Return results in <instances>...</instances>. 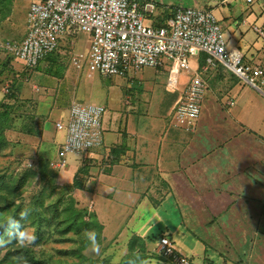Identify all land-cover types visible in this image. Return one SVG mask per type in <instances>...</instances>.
Masks as SVG:
<instances>
[{
  "label": "crops",
  "instance_id": "1",
  "mask_svg": "<svg viewBox=\"0 0 264 264\" xmlns=\"http://www.w3.org/2000/svg\"><path fill=\"white\" fill-rule=\"evenodd\" d=\"M205 2L204 8L214 11L211 5L216 2ZM256 3L261 11L254 17L264 24V0ZM240 18V25L227 26L228 51L235 61L261 63L264 38L261 45L250 41L248 22L245 17ZM78 42L86 51L88 37L78 36L76 48ZM206 59L205 54H200L191 60L188 71L178 72L168 66L153 69L154 77L145 82L141 75L146 68L126 78H116L124 87L106 90L101 101L92 102L90 94L84 95L88 103L105 107L104 143L76 156L72 172L61 175L63 189L75 190L102 224L108 239L124 240L126 245L133 239L147 243L155 236L148 231L142 233L151 217L167 215L172 218L170 222L178 223L177 228L174 233L166 231L156 236H169L176 248L187 255L174 237L188 240L190 235L194 240L190 244L193 254L202 256L194 261L196 264L205 263L212 253L210 249H214L197 234L199 230L223 231L231 226L235 231L231 238H238L236 233L250 231L246 224H254L255 237L264 234V98L222 65L207 68ZM209 70L214 85L207 90L196 132L173 128L174 108L190 78ZM92 74L94 77L96 73ZM79 83L77 74L72 86ZM138 83L141 89L134 88ZM156 84L170 85L175 92L168 118L152 116L139 104L145 95L144 86L151 90ZM75 94L70 104L84 102ZM229 101H234V105L230 106ZM69 106L57 110L62 117L57 122L67 120ZM58 132L55 139L48 138L43 143L56 144L60 149L65 132ZM219 256L216 264L221 260Z\"/></svg>",
  "mask_w": 264,
  "mask_h": 264
},
{
  "label": "rangeland",
  "instance_id": "2",
  "mask_svg": "<svg viewBox=\"0 0 264 264\" xmlns=\"http://www.w3.org/2000/svg\"><path fill=\"white\" fill-rule=\"evenodd\" d=\"M152 1L161 4L157 15L164 11V5L204 8L206 4L205 0ZM214 1L216 3L211 5L213 13L225 31L226 41L229 38L227 26L240 25V16H243L250 27L249 40L263 44V38L254 30L257 27L264 32L262 20L254 17H258L261 11L259 3L247 4L243 0ZM29 3V0H0V203H5L1 198L12 203L0 216V222L15 215L19 225L17 237L0 238V264H124L130 256H127L129 249L126 242L104 236L102 224L82 203L75 190L63 189L61 175L72 172L74 158L78 155L68 154L63 167L65 169L62 170L59 164L62 159L57 155L59 149L56 144L48 146L43 143L48 138L55 139L58 136L56 122L62 120V117L57 110L68 108L73 93L81 97L79 101L86 99L84 95L86 97L90 94V100L97 102L107 94L106 90L121 89L124 85L118 83L116 78L107 79L98 74L92 77L93 74L86 68L75 69L67 55L70 39L62 40L60 49L45 57L33 69L26 68L8 55L4 46L24 37ZM80 47L78 42L75 50L83 51ZM261 64L264 67V61ZM34 71L40 72L42 76L35 75ZM152 71V68H146L141 81L152 79ZM200 73L209 83V88L214 85L210 70ZM77 74L80 83L72 86ZM134 88L141 89V86L138 83ZM144 94L139 102L141 109L149 110L152 116L168 118L169 107L175 100L172 87L156 84L150 90L144 86ZM82 103L88 102L84 100ZM93 215L96 217V227L90 225L94 221ZM67 218L82 221L81 227L78 226L76 231L67 230ZM171 219L167 215L151 217V222L142 233L148 231L155 236L147 240V243H142L144 256L139 258L145 259L139 261L136 256L132 260L128 259L131 264H174L163 258L155 246L156 235L166 231L174 233L177 228L178 223L170 222ZM180 225L184 227V224ZM253 225L246 224L250 231L236 233L238 238H231L235 235L231 226L223 231L199 230L197 234L203 241L214 247L210 249L212 253L209 252L205 264H216L215 258L218 255L221 259L218 264H264V234L255 237ZM38 232L41 240L33 244ZM223 234L226 236L223 237ZM244 234L247 237L241 238L240 235ZM227 236L231 239H227ZM187 238L185 240L184 237L175 236L174 240L190 259H202V256L193 254L190 245L194 243L193 238L190 235Z\"/></svg>",
  "mask_w": 264,
  "mask_h": 264
},
{
  "label": "built area",
  "instance_id": "3",
  "mask_svg": "<svg viewBox=\"0 0 264 264\" xmlns=\"http://www.w3.org/2000/svg\"><path fill=\"white\" fill-rule=\"evenodd\" d=\"M253 4L257 0H244ZM27 30L17 42H8L6 53L26 68H35L45 57L57 52L62 40L70 39L67 55L77 70L104 78H126L144 68H165L178 72L190 70L191 60L205 54L206 67L222 65L238 80L264 98V67L261 63L235 61L213 11L208 8L164 5L172 16L155 26L159 6L152 0H30ZM254 30L264 38L262 29ZM88 37L86 51L78 52V36ZM208 82L195 73L174 108L171 126L194 133L202 114ZM230 106L234 101H229ZM105 107L73 101L65 122L57 130L65 132L58 151L61 169L68 154L79 155L103 146L102 122ZM30 166V164H28ZM156 250L174 264H191L189 257L165 235Z\"/></svg>",
  "mask_w": 264,
  "mask_h": 264
},
{
  "label": "trees",
  "instance_id": "4",
  "mask_svg": "<svg viewBox=\"0 0 264 264\" xmlns=\"http://www.w3.org/2000/svg\"><path fill=\"white\" fill-rule=\"evenodd\" d=\"M171 16H172V10H164L156 18V20H155V26H161ZM1 199L5 203H2V202L0 203V216L4 212H6L11 207V205H12L11 201L8 202V201H6L3 198H1ZM15 217H16L15 215L14 216L12 215L7 220L0 222V238L5 237L6 239H8V238H12V237H17L18 236L19 225H18V221L15 220ZM93 220H94L93 223H91L90 225H93L94 227H96L97 222H96V217L94 215H93ZM66 222L67 223L69 222V224L67 225V227H68L67 230L76 231V229L78 228V226L81 227V225H82V221H80L78 219H72L71 220L70 218H67L66 219ZM83 225H85V224H83ZM85 226H88V225H85ZM160 237H162V236H160ZM159 238L157 237L156 239H159ZM40 240H41V234H40V232H38L37 235L35 236L34 240H33V244L39 243ZM142 243H144V242H142L139 239H133V240L130 241V243L128 245L129 252H128V255H127V256L130 255V256L126 259V261L124 262V264H131L128 261V259L132 260L136 256H138V258H139V256H142V255L144 256V247H143V244ZM137 244H141V246L138 247ZM142 259H145V258L144 257H140L139 258V261H142ZM165 259L166 260H169L167 258H165ZM190 261H191V264H196L193 259H190ZM135 264H138V263H135ZM203 264H205V263H203Z\"/></svg>",
  "mask_w": 264,
  "mask_h": 264
}]
</instances>
